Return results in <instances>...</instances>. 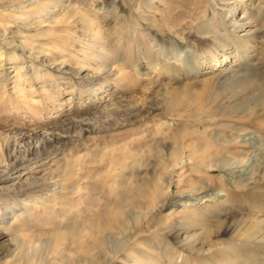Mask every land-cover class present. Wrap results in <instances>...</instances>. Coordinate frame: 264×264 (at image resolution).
<instances>
[{
	"label": "rangeland",
	"instance_id": "374dc122",
	"mask_svg": "<svg viewBox=\"0 0 264 264\" xmlns=\"http://www.w3.org/2000/svg\"><path fill=\"white\" fill-rule=\"evenodd\" d=\"M33 1L47 2L0 0V264L40 260L29 240L60 233L74 256L75 227L95 220L109 248L125 241L97 264H262L264 0ZM68 4L77 15L54 23ZM149 179L164 185L151 201ZM50 249L41 264L58 263Z\"/></svg>",
	"mask_w": 264,
	"mask_h": 264
},
{
	"label": "bare ground",
	"instance_id": "6f19581e",
	"mask_svg": "<svg viewBox=\"0 0 264 264\" xmlns=\"http://www.w3.org/2000/svg\"><path fill=\"white\" fill-rule=\"evenodd\" d=\"M40 1V0H39ZM47 2H45L44 4H40L38 1H33L32 3L29 2V5L30 4H35L37 7L35 9H32L31 11L33 10H37L39 11V8H45V7H48L49 3V0H46ZM52 1V0H50ZM42 2V1H41ZM56 4H57V7L62 5V2L63 0H55ZM1 5V4H0ZM101 6H99V8L101 10H103V6L104 5H110L111 8H113L116 12V8H117V5L111 3V0H102V2L100 3ZM23 6V5H22ZM24 6H28V5H24ZM105 8V6H104ZM118 9V8H117ZM30 10V9H29ZM61 10V11H60ZM76 10L77 8L76 7H70L69 4L67 6H62L61 9H56L54 14H55V19H54V23H58V22H63V23H68L70 21V19L74 18L75 15H77L76 13ZM82 11V10H80ZM34 14V13H33ZM85 14V12H84ZM81 15V14H80ZM84 16V15H83ZM30 17V16H29ZM83 18V17H82ZM32 20V19H31ZM213 20V19H212ZM214 20H216V17H214ZM88 22V21H87ZM39 23V22H38ZM213 23V22H212ZM216 23V22H214ZM213 23V24H214ZM39 26V24H37ZM95 29V28H93ZM92 29V30H93ZM216 29V28H215ZM41 30V28H40ZM91 31V29H90ZM94 31V30H93ZM45 32V31H44ZM3 36H6V33H5V30H3ZM23 33V32H22ZM40 33V32H39ZM47 33V32H45ZM211 33H213V31H211ZM49 34V33H47ZM84 34V33H83ZM87 35V34H86ZM90 36V35H89ZM93 36V35H92ZM151 36V35H150ZM102 36H94V37H91L93 41V43L95 44H98L101 42V38ZM154 36H152V40L154 41ZM216 39V38H215ZM103 42V41H102ZM155 44L158 48V50L162 51V52H173L174 53V56H179L180 60L181 59V53L184 51L181 46H179L175 41H172L170 38H167V40H164L160 38H157L155 39ZM21 44V42H19ZM17 44V43H16ZM22 46H24L22 44ZM100 46V45H99ZM24 48V47H23ZM28 48V47H27ZM31 50V49H29ZM34 51V50H33ZM40 53V52H39ZM45 54V53H44ZM84 57V56H83ZM15 58V57H14ZM19 58V57H18ZM183 61V60H182ZM136 66V65H135ZM80 67V66H79ZM99 71V70H98ZM163 98H165L164 100L166 101V106L171 108L172 105L175 103V100L173 101V98L171 97V94L170 92H165L164 95H162ZM190 146V145H189ZM181 147V146H180ZM184 144L182 145V147L180 148V152H175V153H172L171 152V157L174 158V160L177 162L179 159H182L183 157V154H184ZM75 159V158H74ZM230 160V159H229ZM23 162H21L20 160L16 161V163L14 164H8L10 165L9 167V171L13 170L14 168L20 166ZM72 163H74L72 160L70 161H66V163L64 164V166L66 168L69 167V165H71ZM63 165V164H62ZM71 168V167H70ZM64 172V169L63 167H55L53 169H51L47 174L45 175H41V176H33L31 177L28 181L25 182V185L26 187L28 188H32V187H37V186H43L45 185V183H47V178L48 177H53L55 176L56 174H59V173H62ZM145 182V181H144ZM24 183V182H23ZM13 185V184H12ZM21 186V185H20ZM163 183H155L154 180L152 179H149L147 180L144 184H142V186H140V189H139V194H138V197L143 193V191H145L146 189H148V192H150V197L149 200L151 201V199H153L154 195H158V191L161 192V191H164L163 190ZM21 190V189H19ZM17 188H14L12 187L11 188V192L14 194H16L17 191H19ZM6 194V196H9L11 193L10 191L7 190V192H4V194ZM9 194V195H8ZM1 195L2 193L0 192V199H1ZM161 197L162 199H165L166 197V193L162 192L161 193ZM156 200V198H155ZM157 203V202H156ZM150 204V203H149ZM139 206H137L136 208H139ZM134 213H136V215L133 213V216H134V223L133 224H136L138 223V219L140 217V211L137 210V211H133ZM116 213V212H115ZM141 218V217H140ZM98 221V220H97ZM96 220L95 221H88V225L85 226V223L83 222V224L79 227H75L76 229V232L74 234V236L76 237V239L79 238V236H86L85 239L77 242L76 244H74V248H75V255L72 256V255H67L65 253V251H63L61 248H60V245L58 244V240H59V237L60 235H62L61 233L57 235V238L56 239H52V237H50V239L48 240H44L43 241V238L41 237H37L34 239H31L29 240L31 243L34 242V240L36 241H39V244H40V249L43 250V254H42V258L39 260H36L34 259L35 255L33 256H28V259L27 261L29 262V264H41L45 258L48 257V253H50L48 251L51 250L50 248H52L53 250H55L56 252V259H58V263L57 264H79V263H88V264H97V260L99 257H104V259H106V261H109L110 259V256L114 253H116L120 247V245H123L124 244V240H122L121 238L117 240L118 244H119V247L117 248L116 245L114 247V245L112 244L111 242V246L109 248V245L110 243L107 241V235H109L110 233H113L111 231H106L107 229L105 228V225L107 224V222H101V223H98ZM86 222V221H85ZM116 225L118 224V228L119 227H123L124 225H126L125 223H127V219L125 217H121L119 216L118 218L115 217V221ZM87 224V222H86ZM80 225V224H79ZM108 225V224H107ZM134 226V225H133ZM88 227V228H87ZM124 228V227H123ZM95 231V232H94ZM96 233V234H95ZM72 234V233H71ZM19 237V236H18ZM17 237V238H18ZM14 238V237H13ZM23 238V237H22ZM54 238V237H53ZM15 239V238H14ZM16 241V240H15ZM20 246L22 245V243L24 241H22V239L20 240ZM116 242V243H117ZM18 240H17V245H18ZM60 243V242H59ZM190 250H193L195 253H203L205 251L204 249V244L198 246V247H195L193 244L191 247H189ZM39 249V250H40ZM58 249V250H56ZM52 251V250H51ZM94 251V252H92ZM45 252V253H44ZM50 255V254H49ZM52 255V254H51ZM40 257V256H39ZM176 257L177 259H179L180 257H182V252H178L176 253ZM174 258V257H173ZM178 261V260H177ZM27 262V263H28ZM60 262V263H59ZM243 262V261H242ZM264 262H262L263 264ZM255 264H258V263H255ZM260 264V262H259Z\"/></svg>",
	"mask_w": 264,
	"mask_h": 264
}]
</instances>
